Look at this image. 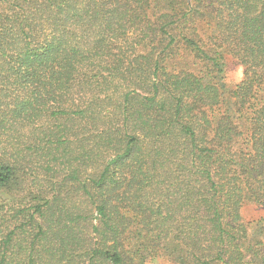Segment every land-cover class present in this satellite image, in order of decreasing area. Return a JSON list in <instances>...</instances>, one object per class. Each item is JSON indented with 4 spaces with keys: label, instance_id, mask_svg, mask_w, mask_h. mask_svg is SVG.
<instances>
[{
    "label": "trees",
    "instance_id": "1",
    "mask_svg": "<svg viewBox=\"0 0 264 264\" xmlns=\"http://www.w3.org/2000/svg\"><path fill=\"white\" fill-rule=\"evenodd\" d=\"M247 206L264 0H0V264H264Z\"/></svg>",
    "mask_w": 264,
    "mask_h": 264
},
{
    "label": "rangeland",
    "instance_id": "2",
    "mask_svg": "<svg viewBox=\"0 0 264 264\" xmlns=\"http://www.w3.org/2000/svg\"><path fill=\"white\" fill-rule=\"evenodd\" d=\"M230 72L228 74L227 82L230 87H233L235 84H237L241 78H242V69L237 64H231L230 65ZM244 218L249 221H256L262 217H264V210L254 207V206H247L245 207L243 211ZM148 264H169L165 260H155L150 261Z\"/></svg>",
    "mask_w": 264,
    "mask_h": 264
}]
</instances>
